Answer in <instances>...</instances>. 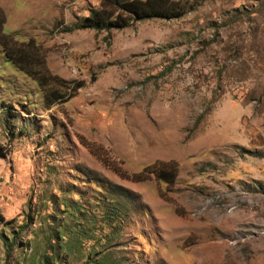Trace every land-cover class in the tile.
<instances>
[{"label": "rangeland", "instance_id": "obj_1", "mask_svg": "<svg viewBox=\"0 0 264 264\" xmlns=\"http://www.w3.org/2000/svg\"><path fill=\"white\" fill-rule=\"evenodd\" d=\"M179 1L97 32L67 28L100 0H0L7 34L84 83L47 109L0 48V264H264V0ZM158 161L173 185L114 171Z\"/></svg>", "mask_w": 264, "mask_h": 264}, {"label": "trees", "instance_id": "obj_2", "mask_svg": "<svg viewBox=\"0 0 264 264\" xmlns=\"http://www.w3.org/2000/svg\"><path fill=\"white\" fill-rule=\"evenodd\" d=\"M187 12L185 3L179 0H100L99 7L90 9L86 17L81 18L72 30H94L110 32L123 30L133 23L152 20H172L181 18ZM0 20V48L7 62L14 65L37 83L43 93L44 106L49 109L64 104L73 98L83 86V82L68 81L50 72L46 65V53L33 40L20 43L3 30ZM7 152L0 145V157ZM113 169V168H112ZM120 177L130 178L133 182H143L150 178L171 186L177 178L175 162H155L145 166L140 172L127 175L124 171L114 169ZM92 180L106 184L110 189L118 190L115 184L99 177L93 171H87ZM121 189L120 194H124ZM0 219H2L0 214Z\"/></svg>", "mask_w": 264, "mask_h": 264}]
</instances>
